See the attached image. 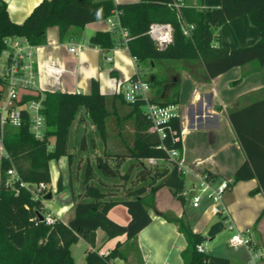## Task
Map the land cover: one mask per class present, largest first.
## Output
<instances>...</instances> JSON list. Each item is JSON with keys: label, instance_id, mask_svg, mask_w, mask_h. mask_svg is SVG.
<instances>
[{"label": "trees", "instance_id": "1", "mask_svg": "<svg viewBox=\"0 0 264 264\" xmlns=\"http://www.w3.org/2000/svg\"><path fill=\"white\" fill-rule=\"evenodd\" d=\"M172 1L42 0L22 23H16L9 17L7 2L0 0V54L8 48V39L25 37L34 46L42 45L51 26H57L64 38L72 26L84 28L119 10L121 25L131 37L128 50L139 66L155 60L198 59L205 67L207 78L211 79L236 66L249 64L259 69L264 65V0H220L216 7H205L203 0H195V3L184 0V6L179 10L170 5ZM243 15L260 30V39L248 46H223L220 27ZM155 22L170 23L173 27L172 42L162 50L148 33ZM118 39L116 33L99 30L89 37L88 43L106 51L114 48ZM147 80L152 88L158 87L160 91L155 98L151 97L153 101L163 105L178 103V87L171 96L161 100L158 98L163 81L154 76ZM3 86L4 79L0 75V99ZM113 98L114 103L118 101L129 108L124 117L118 115L117 123L132 119L134 142L127 146V152L105 150L93 162L87 159L80 188L72 187L75 215L67 223L54 215V222L47 223L48 211L43 202L34 199L30 190L20 184L51 183V160L66 156L72 165L70 134L74 122L84 119L83 111L95 126L99 140L106 143L107 120L117 113L115 105L109 107L108 96L102 93L97 80H93L89 93L48 91L44 100L46 129L42 139L32 134L28 114L24 112L21 125L15 126L2 123L0 111V139L4 151L0 160V264H77L71 246L80 238L91 247L86 251L83 264H109L115 257L127 259L128 247H132L137 234L152 220L150 210L155 208V194L160 188L168 187L183 204L186 203L183 194L186 175L175 162L169 161L164 148L176 147L181 151L180 118L171 120L180 140L173 142L170 134L161 139L157 132L150 130L152 124L146 116L143 101L127 102L122 93ZM229 117L246 155V160L229 181V187L239 181L257 178L259 186L251 190V194L264 193V96L230 110ZM95 144L91 136V145L94 147ZM79 146L81 150L87 148L86 135ZM149 157L162 161L147 165L145 159ZM10 169L15 170L16 177L9 184ZM204 175L216 178L211 171ZM63 189L62 177H59L57 192ZM118 203L126 205L131 215L126 225L108 216L110 208ZM156 212L174 222L184 234L187 242L181 252L184 264H232L228 257L200 252L198 245L208 237L194 231L183 218ZM98 229L108 238L126 234L125 247L117 243L108 255L100 254L95 249Z\"/></svg>", "mask_w": 264, "mask_h": 264}, {"label": "crops", "instance_id": "2", "mask_svg": "<svg viewBox=\"0 0 264 264\" xmlns=\"http://www.w3.org/2000/svg\"><path fill=\"white\" fill-rule=\"evenodd\" d=\"M4 1L7 2L11 20L22 23L42 0ZM114 1L129 3L139 0ZM192 2L195 3V0ZM203 4L205 7H216L219 6L220 0H203ZM99 30L109 31L107 19L88 23L81 29L72 26L64 38H61L57 26L49 27L46 42L35 46L39 89L44 93L48 91L89 93L93 80H97L102 93L110 99V105H115L117 113L124 116L128 113V107L118 101L114 103L112 99L114 95L121 93L123 85L135 76L137 63L124 45L116 44L114 48L106 51L90 45L89 37ZM220 32L221 44L230 48L252 45L261 37L260 30L251 24L246 15L227 21L220 27ZM117 36L120 37L118 33ZM75 44L84 46L74 53L70 51V47ZM106 56L111 57V60L108 61ZM148 64L145 69L151 71L150 75L163 81L162 93L158 99L163 100L171 96L175 88H179L177 104L181 121V157L187 168L186 179H189L186 189L197 184L206 171H211L216 176L214 181L217 183L223 180L231 181L236 170L246 160V155L230 120L229 111L264 96V65L259 69L249 64L236 66L208 79L205 67L198 59L155 60ZM237 80L239 81L235 83ZM159 93L158 87H151L152 98ZM86 122V119L75 121L71 130L70 151L74 155L72 165L66 156L50 161V172L52 173L54 161L59 169V175L53 190L55 195L44 201L45 207L49 209L46 214L57 216L66 223L75 215L72 187L80 188L81 174L87 159L93 162L92 157L102 155L105 150L122 152V149L111 144L109 135L106 143H103L96 132L92 133L96 139V146L88 145L86 149L81 150L79 144L82 137L86 135L89 138ZM118 133L120 136L121 130ZM3 155V147L0 144V160ZM59 177H62L64 185L61 192H57ZM258 186L257 178L235 183L227 191L225 203L228 215L236 226L239 229L251 228L253 241L259 246H264V193L260 191L251 194V190ZM49 187L52 188V185ZM187 201L190 203L185 209ZM205 202L203 199L198 207H194L192 199L189 200L187 196L186 203L183 204L168 187L160 188L155 194V208L150 210L151 222L137 234L132 247H128L129 263L184 264L181 256L187 245L184 234L174 222L156 211L183 218L194 231L207 236L211 226L222 221V217L214 214L210 201L207 205ZM194 212L198 215L196 220L192 217ZM108 216L122 225L131 220L127 206L122 203L110 208ZM126 238V234L108 238L103 230L98 229L95 249H98L100 254H105L117 243H121V247L124 248ZM81 241L86 244L85 262L86 251L91 247L82 238L76 243ZM73 245L71 252L75 259ZM227 245L232 248L230 254L208 251L207 243L205 252L224 255L231 259L232 264H249V254L245 247H231L228 242Z\"/></svg>", "mask_w": 264, "mask_h": 264}, {"label": "built area", "instance_id": "3", "mask_svg": "<svg viewBox=\"0 0 264 264\" xmlns=\"http://www.w3.org/2000/svg\"><path fill=\"white\" fill-rule=\"evenodd\" d=\"M170 5L179 10L184 6V0H173ZM109 23V31L120 35L117 44L124 45L128 48L130 34L128 30L121 25L120 11L114 10L113 15L107 18ZM148 33L154 40L158 49H164L172 42L173 27L170 23H152ZM186 33L188 31L186 30ZM8 43L7 67L1 76L4 79L3 96L0 99V111L2 123L9 122L15 126L21 125L24 112L28 114L30 121V130L35 138L42 139L46 129V118L43 113L45 93L39 89L38 75L36 69V54L35 46L32 45L25 37H15L6 40ZM84 44H75L70 47V51L77 53ZM137 71L135 76L123 85L121 93L127 102L141 100L144 102V110L146 116L151 121L150 130L157 132L161 139H164L170 134L173 142H178L180 136L173 129L171 120L179 117L178 104H166L155 102L151 99L150 90L151 84L141 75L142 70L138 61ZM108 61L111 57L106 56ZM169 161L177 164L179 170L187 173V168L184 165L179 148H166ZM162 161L156 157H149L145 162L149 165H155ZM10 175L8 183H12V179L16 177L14 169L8 171ZM30 190L34 199L44 202L45 195L49 192V184L39 182L28 184L21 182L20 184ZM230 189L229 181L223 180L219 183L214 179L207 178L203 175L197 184H194L190 189L184 190L185 197L189 193L192 195V205L198 207L203 199H208L211 203L214 214L222 217L224 227L232 230L233 233L229 238L228 244L231 247L243 246L249 254V264H264V246L257 245L251 236V228L239 229L233 220L228 215V210L225 203V195ZM47 223H53L54 217L47 215L45 217ZM200 252H205V242L198 245ZM107 251L105 255H108ZM109 264H130L129 261L122 257L110 259Z\"/></svg>", "mask_w": 264, "mask_h": 264}, {"label": "rangeland", "instance_id": "4", "mask_svg": "<svg viewBox=\"0 0 264 264\" xmlns=\"http://www.w3.org/2000/svg\"><path fill=\"white\" fill-rule=\"evenodd\" d=\"M78 29H81V28H78ZM148 66H149L148 63H143L140 66L141 70H142L141 75L144 79H148L151 77V75H150L151 71L145 69ZM6 67H7V53H6V50H4L0 54V74L5 72ZM108 101H109V107L111 108L110 99H108ZM82 115H83L82 118H84V120L86 119V121H87L85 125H86L87 131L89 133L88 145L91 147L92 146L91 145V136L94 137L93 132H95V130H94L95 126L93 125V123L91 122V120L89 119V116L87 115V113L85 111L82 112ZM118 115L123 116L122 114L116 113V114H112L108 117V120H107L108 135L110 136L111 144L122 149L121 150L122 152H127L128 151L127 146L132 145L134 142L132 119H130V118L123 119L122 123L119 124V123H117ZM119 130H121L120 136L118 133ZM94 141L96 142L95 137H94ZM0 144L2 145L1 141H0ZM71 146H72V143H71ZM95 146H96V144H95ZM92 158H93V160L95 159L94 157H92ZM145 163L147 164V162H145ZM147 165H149V164H147ZM51 175H52V184L51 183H48V184H49V186L52 185V188L49 187V190L51 192H53V194L55 195V191H53V190L55 188L56 178L59 175V169L56 166L54 161L52 162V173H51ZM186 183H187V185H189V179L188 178L186 179ZM187 196H188V199L191 200V198H192L191 193H189ZM225 197H226V195H225ZM205 201H206L205 202L206 205L210 203L208 199H205ZM189 203L190 202L187 201V203L185 205V209H187L189 207ZM43 205L45 207L44 202H43ZM46 210L49 211L48 208H46ZM192 217H193V220H196L198 218V215L196 214V212H194ZM217 218H219V217L217 216ZM232 233H233V231L228 229V227L225 226L223 228V230L220 231L213 239L208 238L207 241L205 242V243H207L208 251L214 250L215 252H218L219 254L220 253L230 254L229 252L232 250V248L228 247L227 242H228L229 238L231 237ZM85 245L86 244L81 241V242L75 243L72 247L76 262L78 264H83V262H84V252H85V248H86Z\"/></svg>", "mask_w": 264, "mask_h": 264}, {"label": "water", "instance_id": "5", "mask_svg": "<svg viewBox=\"0 0 264 264\" xmlns=\"http://www.w3.org/2000/svg\"><path fill=\"white\" fill-rule=\"evenodd\" d=\"M53 196V193L51 191H49L46 195H45V199H51ZM40 219L43 220L44 217L39 214ZM224 228V223L222 221L216 222L215 224H213L210 228V230L207 233L208 238H213L216 234H218L220 231H222Z\"/></svg>", "mask_w": 264, "mask_h": 264}]
</instances>
